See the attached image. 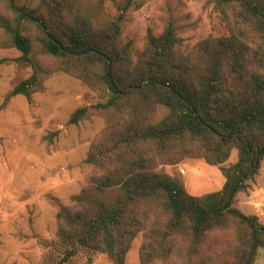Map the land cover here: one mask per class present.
Masks as SVG:
<instances>
[{"label": "trees", "instance_id": "obj_1", "mask_svg": "<svg viewBox=\"0 0 264 264\" xmlns=\"http://www.w3.org/2000/svg\"><path fill=\"white\" fill-rule=\"evenodd\" d=\"M112 2L117 16L100 26L84 0H6L16 25L0 17V48H16L18 61L33 68L6 101L31 100L45 91L44 76L58 72L110 95L71 116L76 125L92 111L111 113L86 159L94 169L86 188L71 207L59 208L46 264H73L82 252L126 264L140 234V264H255L264 224L239 210L236 199L264 161V0H208L227 34L192 50L169 6L163 33L149 31L137 58L123 34L127 14L146 0ZM35 43L52 66L35 59ZM234 150L239 162L214 196H192L182 181L156 172L187 158L222 167Z\"/></svg>", "mask_w": 264, "mask_h": 264}, {"label": "rangeland", "instance_id": "obj_2", "mask_svg": "<svg viewBox=\"0 0 264 264\" xmlns=\"http://www.w3.org/2000/svg\"><path fill=\"white\" fill-rule=\"evenodd\" d=\"M112 1L84 0L99 26L117 16ZM169 6L188 50L203 40L227 34L220 12L208 0H146L141 9L127 14L123 34L124 42L134 45L136 58L144 50L149 31L156 36L163 33ZM0 17L16 25L6 0H0ZM27 32L34 40L35 28L29 27ZM4 39L0 27V40ZM34 50L43 67L53 65L38 43ZM20 56L16 48H0V264H46L53 255L48 245L57 238L59 208L71 207L74 197L86 188L94 171L86 159L107 128L111 113L92 111L76 125L70 124L71 116L80 108L106 103L110 95L102 86H90L58 72L44 76L45 91L31 100L17 96L6 101L13 89L33 74L31 65L18 61ZM238 162L239 152L234 150L222 167L187 158L177 165H161L156 172L179 179L192 196L209 197L222 192L226 170ZM236 207L258 216L264 224V161L249 182V190L238 195ZM144 241L143 234L133 241L126 264H140ZM73 264L113 263L106 255L82 252ZM255 264H264V250H259Z\"/></svg>", "mask_w": 264, "mask_h": 264}]
</instances>
